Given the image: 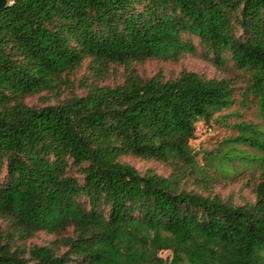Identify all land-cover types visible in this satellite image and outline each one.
Listing matches in <instances>:
<instances>
[{"label": "trees", "instance_id": "trees-1", "mask_svg": "<svg viewBox=\"0 0 264 264\" xmlns=\"http://www.w3.org/2000/svg\"><path fill=\"white\" fill-rule=\"evenodd\" d=\"M227 51L264 116V0H13L0 8V264H264V156L251 202L186 189L195 123L234 100L229 77L133 62ZM86 62L75 91L74 75ZM121 80L99 83L111 65ZM46 91L53 101L27 103ZM235 140L264 152L258 130ZM246 131L243 132V130ZM248 131V132H247ZM123 155L171 162L162 175ZM200 175V176H199ZM46 243H26L37 231ZM170 256L162 257L159 251Z\"/></svg>", "mask_w": 264, "mask_h": 264}, {"label": "rangeland", "instance_id": "rangeland-1", "mask_svg": "<svg viewBox=\"0 0 264 264\" xmlns=\"http://www.w3.org/2000/svg\"><path fill=\"white\" fill-rule=\"evenodd\" d=\"M182 39H187L196 48L194 52H185L177 60L150 58L133 62L132 66L141 76H149L160 71L162 76L173 77L181 69L193 70L205 77H229L234 88V100L231 105L213 113L206 121L198 120L195 123L194 137L189 140L191 148L197 152L196 161L200 165L209 155H215V149L223 152L211 157L212 166L204 168L202 173L207 174L206 180H200L198 174H189L181 180V185L186 189H196L203 193L218 194L222 200L233 204L251 202L254 199V187L260 177L261 160L264 152L255 145H249L235 140L237 134L242 133L241 124L258 130L257 135L264 138V116L260 111L259 103L250 94L243 95L246 86L247 73L237 67L229 57L227 51L221 52L222 61L216 63L210 59L207 49L198 43V39L191 34H181ZM86 62L77 69L74 75L75 91L82 92L77 86L81 74H86ZM122 65H111L108 73L99 83L113 84L121 80ZM54 95L46 91L28 95L24 98L27 103L39 104L53 101ZM246 129L243 130V132ZM248 132V131H247ZM121 159L143 172L151 169L162 175H167L171 169V162L160 161L154 158H143L134 155H123ZM200 176V175H199ZM3 171L0 173V180ZM52 235L37 231L25 239L26 243H46ZM162 257H169L167 250L159 251Z\"/></svg>", "mask_w": 264, "mask_h": 264}, {"label": "water", "instance_id": "water-1", "mask_svg": "<svg viewBox=\"0 0 264 264\" xmlns=\"http://www.w3.org/2000/svg\"><path fill=\"white\" fill-rule=\"evenodd\" d=\"M13 0H0V8L11 3Z\"/></svg>", "mask_w": 264, "mask_h": 264}]
</instances>
